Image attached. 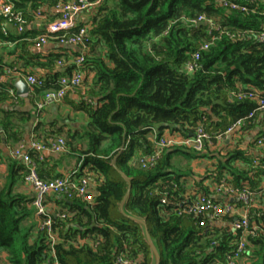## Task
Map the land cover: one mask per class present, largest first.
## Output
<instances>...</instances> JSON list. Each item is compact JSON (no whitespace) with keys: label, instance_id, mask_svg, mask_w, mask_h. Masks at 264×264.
I'll return each instance as SVG.
<instances>
[{"label":"trees","instance_id":"1","mask_svg":"<svg viewBox=\"0 0 264 264\" xmlns=\"http://www.w3.org/2000/svg\"><path fill=\"white\" fill-rule=\"evenodd\" d=\"M11 1L13 9L27 20L28 12L34 15L42 6L71 0ZM244 4L256 11L229 10L216 0H101L94 6L91 23H87L91 42L83 63L94 71V78L87 90L89 97L77 106L88 116L79 136L86 144L77 158L79 169L73 173V177H92L93 200L86 203L76 194L47 197L46 207L49 199L60 207L54 212L47 209L56 238L51 244L47 229L40 226L42 216L36 214L33 199L13 193L10 187L0 189V252L6 253V261L0 264H48L52 251L58 264H114L118 254L139 264H152L144 227L119 208L128 180L131 191L124 211L146 222L159 251V264H209L214 257L223 260L235 238L231 228L210 222L200 226L197 217L178 215L173 204L160 201L166 192L171 201L177 202L185 191V174L171 169L170 152L165 150L150 168H142L133 155L137 150L142 154L152 150L148 135L153 129L158 135L169 129L189 136L204 119L206 130L213 135L245 118L257 106L255 99L238 96V92H264V41L256 36L263 30L264 16L258 11L264 4L254 0H244ZM200 15L218 29L210 31L208 23L191 21ZM30 35L27 31L17 35H11L7 28L4 31V19L0 17V42ZM205 42L210 43L199 52L198 67L188 72L186 62ZM20 44L25 47L26 42ZM8 53L14 54V63L7 65L0 58V68L21 69L18 63L25 54ZM58 57L51 54L45 63H39L50 71L38 75L45 84L31 87L33 98L44 101L46 92L57 88L58 75L69 72L66 63L63 72L51 68ZM14 80L7 76L0 81V103L12 98L9 91ZM1 112L0 128L8 138L21 139V132L13 130L12 120ZM255 113L244 120V125L254 119ZM174 150L190 152L180 147ZM228 157L241 155L232 150ZM85 166L88 168L84 171ZM253 167L263 174L260 167ZM223 168L235 174L227 161L214 173L217 182L223 177ZM233 185L243 184L236 181ZM251 212L249 221L251 227L256 225L255 233L248 237L241 257L255 255L252 263L264 264V211H255L253 216Z\"/></svg>","mask_w":264,"mask_h":264},{"label":"crops","instance_id":"2","mask_svg":"<svg viewBox=\"0 0 264 264\" xmlns=\"http://www.w3.org/2000/svg\"><path fill=\"white\" fill-rule=\"evenodd\" d=\"M254 1H256L258 5L264 4V0ZM94 6L95 5L90 6L76 14V25L91 23L90 20L93 16ZM40 8L43 12V16L41 17H36L28 12L30 16L27 17L25 31L32 35L22 39L11 40L4 43L1 42L0 58L2 62L8 65V63H14L15 61L14 54H9V51H15L17 54H25V59H21L18 63L21 72L23 74L34 73L36 75L45 76L50 71V68L46 65L41 66L39 63H45L48 56L54 54L58 55V59L70 66L69 72L66 73L69 74L74 68L73 61L75 56L82 52V50L76 45H61L53 39H49L41 46H36L34 41H36L37 36L44 32L49 22L55 19L60 13V10L55 6H42ZM6 28L11 35H17L19 33L11 24H7ZM23 40L26 42L25 47L20 44ZM88 49L89 48L85 51V54L89 51ZM33 54L37 55L32 56ZM24 60H27L28 63H25ZM34 62H37V64H34ZM6 67L7 66L0 68V70L2 69L0 81L7 77L4 76L5 74L3 73V69L5 71ZM51 68L54 69L55 72H63V70H65L63 67L57 65L56 62H54ZM82 68L83 80L80 87L68 91L61 100H46L43 107L40 109H37L35 102L42 100H40L41 98L39 97L35 99L30 95L32 89L29 86L28 92L21 95L16 93V88L13 86L12 92L9 91L12 98L0 103V109L2 111L1 116L8 115L12 120L13 130L21 132V139L14 140L11 137L8 138L5 131L0 128V189L10 187L13 193H20L32 199L34 197L31 187L23 179L24 164L21 160L14 159L10 155V150L18 146L20 141H24L26 148L30 149V142L32 140L45 143L51 136H63L67 144L65 151L54 153L49 150L40 152L32 150L30 154L37 162L38 173L44 179L67 175L74 170L77 172L80 165L77 161L79 151L83 149L86 144L79 136L88 122L87 113L77 106L83 99L89 97L87 90L91 86L94 78V71L90 69V67L82 66ZM62 74L63 73H60V75ZM211 131L215 130L212 129ZM72 133L75 134V137L70 138L69 136ZM168 133L173 132L169 129H164L162 131V134ZM263 134L264 110H258L255 113L254 119L251 120L249 124L236 127L235 130L220 143L214 140V145L206 147L202 152L196 153L191 150H188L190 152H181L175 151L174 148H169L166 152H170L171 169L185 174L182 177L185 191L200 193L201 189L206 190L208 194L214 196L218 201L222 203L232 202L239 207L234 199L217 194L213 191L214 184L217 182L214 173L223 163L228 161V164L233 167L235 174L232 175L227 168H223L221 171L223 174L222 178L232 179L234 183L238 181L240 184L246 185L252 190L253 196L249 210L250 212L252 211L251 214L253 216L255 211H264V175L258 168L252 165V160L254 158L258 159L260 162L264 161V146H258L254 142L257 136ZM150 137L151 132L148 135L149 140ZM68 140L71 141L70 144ZM232 150H236L241 157L229 159L228 152ZM141 154V150H137L133 158L137 159ZM87 168L88 166H85L84 171ZM74 178L78 179L76 176H74ZM233 182L231 181L230 183L233 184ZM94 185L92 180L89 188H93ZM47 209L54 212L55 209L60 210V207L49 199L47 202ZM236 217L237 214L232 216V218L227 217L226 219L212 224L232 229V222ZM253 226L255 227L256 225ZM5 261L6 253L0 252V263H4ZM238 261L242 264L251 263V259L247 256L239 258Z\"/></svg>","mask_w":264,"mask_h":264},{"label":"built area","instance_id":"3","mask_svg":"<svg viewBox=\"0 0 264 264\" xmlns=\"http://www.w3.org/2000/svg\"><path fill=\"white\" fill-rule=\"evenodd\" d=\"M101 0L89 2L88 0H71L68 2H59L55 5L60 10V16L53 19L47 25V29L39 34L36 38V46L45 44L49 39L55 40L61 45H76L82 50L75 56L73 61L74 68L69 74H62L57 78V88L50 89L46 92L44 101H36L37 109L43 107L46 100H61L68 91L78 88L83 80V63L85 61V51L91 42L89 34V25L87 23L76 25L75 16L80 11L87 9L90 6L96 5ZM218 4L229 10H237L240 12H248L249 10L255 12L256 8L250 9L244 0H216ZM264 16V8L258 11ZM36 17L43 16L42 9L39 8L34 12ZM0 17L4 19V31H6L7 24L13 25L18 32H23L26 29L27 20L20 11L13 9L11 0H0ZM192 22L208 23L210 31L218 29V27L211 20L206 19L203 15L192 19ZM75 28V29H74ZM73 29V30H72ZM229 34V32H227ZM231 37L233 34L230 35ZM259 41H264V30L256 33ZM215 37H212L213 40ZM210 42L203 43L200 48L191 54L190 60L186 62L185 68L188 72H192L198 67L199 52L206 50ZM1 44V42H0ZM57 65L63 67L65 62L58 59ZM4 76H13L15 81L23 79L29 87H41L45 84L44 79L34 73L23 74L17 66L6 67ZM14 81V82H15ZM12 92V89L10 90ZM238 96H247L257 101V106L248 113L245 118L237 119L232 122L224 131H219L211 135L205 127L204 119L197 122L193 133L189 136H183L180 133L173 132L168 134L158 135L156 130L151 131L150 140L153 144L152 150L147 154H141L138 162L142 168H150L156 164L162 153L169 148L180 147L191 150L193 152H202L206 147L214 145L215 142H222L226 139L238 126L244 124L246 118H250L258 110H264V92H238ZM90 102L89 99H87ZM258 146H264V134L257 136L254 140ZM66 139L63 136L51 137L47 142H40L32 140L30 142V149L26 148L24 141H20L18 146L10 150V155L14 159L21 160L24 164V181L31 187L34 197L32 204L36 209V214L42 216L40 222L41 227L47 229V234L53 244L56 240L51 230V217L46 207V199L50 195L56 196H71L78 195L84 202L90 203L93 200V194L90 191L89 185L92 181L90 175H82L75 179L73 173L67 175L56 176L50 179H43L38 174L37 162L33 159L30 151L37 152L49 150L54 153H61L66 150ZM254 166L262 169L264 175V161L260 162L258 159H253ZM176 189V185L173 186ZM213 191L217 194L225 195L234 199L239 207L232 202H220L210 194L202 192L191 193L184 191L182 199L175 202L170 200L166 192L160 198L161 203L174 205V210L178 215H191L197 217L198 224L203 226L207 223H216L223 218H232L235 214L237 217L232 222V231L235 238L233 239L231 249L223 255V260L214 257L209 264H238L239 258L247 249L248 237L255 233V227L250 226V212L249 207L252 201V190L246 186H234L226 179L222 178L216 182ZM172 197V196H171ZM52 260L48 264H58L55 254L52 251ZM114 264H139L138 261L127 258L122 254H118L114 259Z\"/></svg>","mask_w":264,"mask_h":264},{"label":"water","instance_id":"4","mask_svg":"<svg viewBox=\"0 0 264 264\" xmlns=\"http://www.w3.org/2000/svg\"><path fill=\"white\" fill-rule=\"evenodd\" d=\"M201 23H203V22H199L198 24H201ZM13 86L16 88V93L19 94V95L25 94V93L28 92V86L26 85V83H25V81L23 79L16 80L14 82ZM123 147H124V144H122L120 152L122 151ZM114 161H115V159L113 160V163H114ZM130 191H131V182L128 180V189H127V192L124 195L122 201L120 202V211L122 212V214L127 215L129 218H131L132 220L140 223L144 227L146 241H147V243H148V245H149V247L151 249V252L153 254V263L152 264H159L160 263L159 251H158V248L156 247L154 241L150 237V234H149L147 226H146V222L143 219H141V218L128 215L124 211V203H125L126 199L128 198V196L130 194Z\"/></svg>","mask_w":264,"mask_h":264},{"label":"rangeland","instance_id":"5","mask_svg":"<svg viewBox=\"0 0 264 264\" xmlns=\"http://www.w3.org/2000/svg\"><path fill=\"white\" fill-rule=\"evenodd\" d=\"M251 249H252V247H251ZM251 249H250V250H251ZM245 257H246V256H245ZM254 257H256V256L254 255ZM254 257H250V258H249V259H251V263H250V264H253L252 262H253V258H254ZM241 264H242V263H241Z\"/></svg>","mask_w":264,"mask_h":264}]
</instances>
